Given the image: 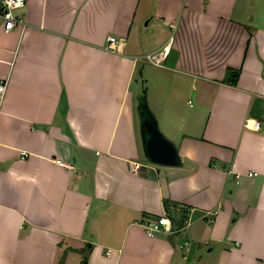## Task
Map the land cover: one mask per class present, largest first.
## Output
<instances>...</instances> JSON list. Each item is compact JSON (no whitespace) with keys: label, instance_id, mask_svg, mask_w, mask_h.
I'll list each match as a JSON object with an SVG mask.
<instances>
[{"label":"crops","instance_id":"crops-1","mask_svg":"<svg viewBox=\"0 0 264 264\" xmlns=\"http://www.w3.org/2000/svg\"><path fill=\"white\" fill-rule=\"evenodd\" d=\"M19 12L0 20V264H264V0ZM143 102L176 162L147 155Z\"/></svg>","mask_w":264,"mask_h":264},{"label":"built area","instance_id":"built-area-1","mask_svg":"<svg viewBox=\"0 0 264 264\" xmlns=\"http://www.w3.org/2000/svg\"><path fill=\"white\" fill-rule=\"evenodd\" d=\"M25 2L26 0H0V20L1 28L4 32L11 31L17 24L24 25L25 21L20 15L19 10L25 5ZM116 41L117 39L114 35H109L107 48L114 49ZM167 53L168 46L163 45L160 48L144 53L143 56L154 64H161ZM5 88L6 79L0 78V98L3 95ZM259 125L260 121L254 120L252 123V128L256 129L259 127ZM22 154L25 155L26 152L24 151ZM139 166L140 162H134V168H138ZM253 173V170H249L247 172V174L249 175H252ZM235 177L237 180L238 175L236 174ZM143 227L146 233L150 235L161 229H170L169 216L166 213L161 214L157 217V219L144 222Z\"/></svg>","mask_w":264,"mask_h":264},{"label":"water","instance_id":"water-1","mask_svg":"<svg viewBox=\"0 0 264 264\" xmlns=\"http://www.w3.org/2000/svg\"><path fill=\"white\" fill-rule=\"evenodd\" d=\"M141 111L144 118V148L149 158L163 163L176 162L178 157L174 145L160 135L144 102L141 104Z\"/></svg>","mask_w":264,"mask_h":264},{"label":"rangeland","instance_id":"rangeland-1","mask_svg":"<svg viewBox=\"0 0 264 264\" xmlns=\"http://www.w3.org/2000/svg\"><path fill=\"white\" fill-rule=\"evenodd\" d=\"M135 78L138 79V82H139V84H140V90L144 91V86H143V87L141 86L142 83H141V79H140V77L136 74V75H135Z\"/></svg>","mask_w":264,"mask_h":264}]
</instances>
